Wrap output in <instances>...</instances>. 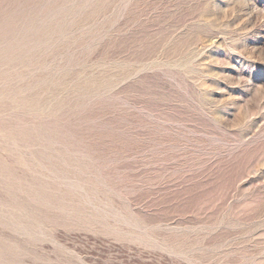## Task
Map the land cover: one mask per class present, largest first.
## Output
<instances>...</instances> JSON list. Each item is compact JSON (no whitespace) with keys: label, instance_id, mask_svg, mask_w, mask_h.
<instances>
[{"label":"rangeland","instance_id":"374dc122","mask_svg":"<svg viewBox=\"0 0 264 264\" xmlns=\"http://www.w3.org/2000/svg\"><path fill=\"white\" fill-rule=\"evenodd\" d=\"M0 264H264V0H0Z\"/></svg>","mask_w":264,"mask_h":264},{"label":"bare ground","instance_id":"6f19581e","mask_svg":"<svg viewBox=\"0 0 264 264\" xmlns=\"http://www.w3.org/2000/svg\"><path fill=\"white\" fill-rule=\"evenodd\" d=\"M42 37H43V36H42ZM39 38H40V37H39ZM39 38H38V39H39ZM40 39L42 40V38H40ZM20 52H21V51H20ZM6 56H7V55H6ZM1 76H2V75H1ZM15 130H16V129H15ZM10 132L12 133V131H10ZM15 133H16V132H15ZM16 135H17V134H16ZM20 135H21V134H20Z\"/></svg>","mask_w":264,"mask_h":264}]
</instances>
